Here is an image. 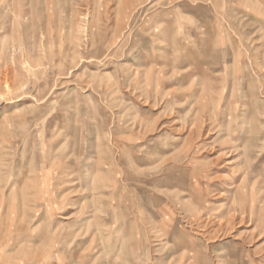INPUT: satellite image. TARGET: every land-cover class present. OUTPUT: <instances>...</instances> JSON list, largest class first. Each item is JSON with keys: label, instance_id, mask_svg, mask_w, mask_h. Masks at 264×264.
<instances>
[{"label": "rangeland", "instance_id": "rangeland-1", "mask_svg": "<svg viewBox=\"0 0 264 264\" xmlns=\"http://www.w3.org/2000/svg\"><path fill=\"white\" fill-rule=\"evenodd\" d=\"M263 64L264 0H0V189L52 201L0 264H264Z\"/></svg>", "mask_w": 264, "mask_h": 264}, {"label": "crops", "instance_id": "crops-1", "mask_svg": "<svg viewBox=\"0 0 264 264\" xmlns=\"http://www.w3.org/2000/svg\"><path fill=\"white\" fill-rule=\"evenodd\" d=\"M28 176H29V178H26V180L24 182L25 186H24L23 190H21V189L19 190V189H17V187H13L11 192H10V194H9V196H5L3 190L0 189V201L1 200H4V201L7 200L9 205H10V203L12 205L16 204V206L18 204H20V206H19L20 209H22V211H24L23 210V208H24L23 205H27V204H31V203H37L38 199L40 197V198H44V199L46 198L48 200V203H49L48 204V208L50 209V207H51V209H52V203H51L52 201H51L50 195L46 196L48 194V190L47 189L49 188V187H47L48 184H49V176L44 174V176L41 177V181H42V185L41 186H37V181H38L37 177H38V175L34 174L32 176V174L30 173ZM27 179H29V181ZM29 182L31 184H29ZM29 185L32 186V188H33V189H31L32 191H28V189L30 188ZM41 194H42V196H41ZM21 196L26 197V199L23 201V203H21V201L19 199ZM8 198H9V200H8ZM20 214H22V212ZM63 218H68V217L64 216ZM1 239L2 238H0V241H3L5 238H3L2 240ZM22 255H23L22 248L20 246L19 249H18V252L15 254V258L16 257L19 258L18 260H19V262H21ZM37 262H39V260H37Z\"/></svg>", "mask_w": 264, "mask_h": 264}, {"label": "bare ground", "instance_id": "bare-ground-1", "mask_svg": "<svg viewBox=\"0 0 264 264\" xmlns=\"http://www.w3.org/2000/svg\"><path fill=\"white\" fill-rule=\"evenodd\" d=\"M264 65V64H263ZM239 96H243V97H245L246 95L244 94V93H241L240 92V95ZM17 198V197H16Z\"/></svg>", "mask_w": 264, "mask_h": 264}]
</instances>
